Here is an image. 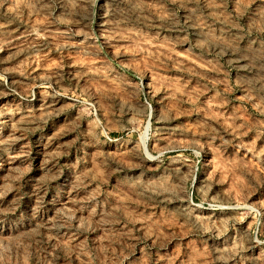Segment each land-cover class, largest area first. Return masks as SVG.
Instances as JSON below:
<instances>
[{
	"label": "rangeland",
	"instance_id": "1",
	"mask_svg": "<svg viewBox=\"0 0 264 264\" xmlns=\"http://www.w3.org/2000/svg\"><path fill=\"white\" fill-rule=\"evenodd\" d=\"M0 264H264V0H0Z\"/></svg>",
	"mask_w": 264,
	"mask_h": 264
},
{
	"label": "bare ground",
	"instance_id": "2",
	"mask_svg": "<svg viewBox=\"0 0 264 264\" xmlns=\"http://www.w3.org/2000/svg\"><path fill=\"white\" fill-rule=\"evenodd\" d=\"M147 151V149H145V152Z\"/></svg>",
	"mask_w": 264,
	"mask_h": 264
},
{
	"label": "water",
	"instance_id": "3",
	"mask_svg": "<svg viewBox=\"0 0 264 264\" xmlns=\"http://www.w3.org/2000/svg\"><path fill=\"white\" fill-rule=\"evenodd\" d=\"M144 149H146V147Z\"/></svg>",
	"mask_w": 264,
	"mask_h": 264
}]
</instances>
